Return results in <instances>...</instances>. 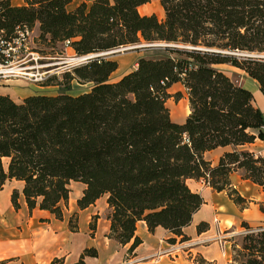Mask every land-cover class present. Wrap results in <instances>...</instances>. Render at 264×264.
<instances>
[{"label":"trees","instance_id":"1","mask_svg":"<svg viewBox=\"0 0 264 264\" xmlns=\"http://www.w3.org/2000/svg\"><path fill=\"white\" fill-rule=\"evenodd\" d=\"M71 1L0 0V65L18 60L35 28V41L49 51H34L48 60L60 57L63 48L84 56L141 41L185 47L141 56L116 80L110 75L117 60L88 58L56 81L91 83L75 95L15 100L0 92V189L8 179L21 181L29 210L38 207L62 219L70 183L83 184L76 206L84 209L106 196L107 236L122 246L131 242L128 255L141 242L138 221L149 232L158 226L167 230L169 243L188 240L184 228L203 203L188 178L202 179L246 208L249 201L232 175L264 191V151L247 148L263 137L264 113L252 92L217 65L242 70L264 95V58L249 55L264 53V0H159L161 20L139 11L149 0H83L69 8ZM53 79L58 80L45 82ZM174 83L187 93L189 112L181 123L171 120L166 105ZM172 96L177 101L182 94ZM218 147L225 150L216 163L204 157ZM18 197L13 189L14 207ZM258 208L264 213V199ZM241 227L228 239L229 264H264V225L243 220ZM208 228L206 221L196 225L198 233ZM86 256H96V250L84 248L74 264H85Z\"/></svg>","mask_w":264,"mask_h":264},{"label":"crops","instance_id":"2","mask_svg":"<svg viewBox=\"0 0 264 264\" xmlns=\"http://www.w3.org/2000/svg\"><path fill=\"white\" fill-rule=\"evenodd\" d=\"M81 1L83 0H78L71 6L72 0L68 7L73 8ZM11 2L20 5L24 0H11ZM134 57L136 58V54ZM131 60L129 59L124 66L130 65ZM133 62L135 61L133 60ZM223 65L226 64H220L217 67L222 69ZM227 66L231 67L230 73L224 70L228 75L238 73L235 70L238 68ZM119 69L120 66L118 65L115 71H119ZM115 71L110 75V78L115 74ZM244 75L246 74L244 73ZM237 82L247 87L242 81ZM174 85L182 87L185 91L180 83H174L172 86ZM247 88L252 94H255L251 88ZM185 98L187 101L186 91ZM188 112L189 107L187 111L182 113L183 117L175 118V112H172L170 118L174 122L181 123ZM224 150L225 148L218 147L206 151L204 157L212 163H216ZM234 176H238L243 182L250 181L241 179L237 173L232 175L233 184L240 194L248 199L246 193L239 188V183L236 185ZM186 182L191 190L201 195L203 203L194 213L190 224L184 228L188 240L180 243L182 249L169 251L168 248L173 244L167 241L171 235L167 230L158 226L153 232H149L145 222L138 221L135 234L141 239V242L132 254L128 255L127 248L131 242L122 246L107 236L109 220L105 214L108 212L106 196L100 197L94 204L84 209H79L76 206V199L81 194L83 184L71 182L68 203L63 208L64 215L62 219H58L49 211L38 207L29 210L21 193L22 182L8 179L0 189V264H50L55 258L61 259V264H74L86 247L94 248L96 256H86L84 258L85 264H121L127 260H136L139 264H229L231 261V243L225 235L222 249L218 241L213 239L217 230L216 227L219 225V222H215L213 219L216 220L218 219L217 216H221L223 220H226V217L229 216V214H225V211L215 214L217 205L229 208V210L236 208V205L224 191H214L209 185H204L202 179L188 178ZM250 183L260 189L263 194L261 200H263L264 191L252 182ZM13 189H17L19 192L18 207H14L11 202ZM222 193H225L227 198ZM246 209L247 207L242 210ZM74 212L76 215L70 224L69 217ZM262 214L264 215V213ZM200 221H206L209 228L198 233L196 225ZM259 224L264 225V223H257L256 225Z\"/></svg>","mask_w":264,"mask_h":264},{"label":"rangeland","instance_id":"3","mask_svg":"<svg viewBox=\"0 0 264 264\" xmlns=\"http://www.w3.org/2000/svg\"><path fill=\"white\" fill-rule=\"evenodd\" d=\"M76 2H78V0H73L71 6H73ZM139 10L143 14L154 13L160 20L164 17L163 9L159 3V0H149V2L141 6ZM36 35L37 30L35 28L28 35L24 52L18 53L19 55L17 57V61L5 66L0 65V92L9 94L15 100H20L23 97L31 94H57L66 92L75 95L87 91L90 88L91 83L81 84L76 80H72L69 85L56 83V81L62 80L60 74L64 70L81 63V61L77 59L80 56L74 55L70 48H63L60 57H54L53 60H48L44 58V56H41V53L34 51H49L44 49L42 45L35 41ZM146 44L148 43L141 41L140 43L131 44V46L134 48L122 49L115 53L107 54L109 57L117 60V62L119 61L118 65L120 66L119 71H115V74L112 75L110 80H116L122 75L120 73L131 69L139 57H156L164 53V46H142ZM151 44H159V42ZM135 54L136 58L134 57ZM254 54L260 53H253V55ZM129 59H132L130 65L124 66V64L127 63ZM133 60L135 62H133ZM221 68L227 73H230L231 71V67H228L227 65H223ZM235 70L238 73H233L230 76H232L237 81H242V83H245L247 87L252 89L253 93L255 92V94H253V103L262 111V113H264V95L258 89L256 82L244 75V73L239 69ZM53 76H55V78L57 77L58 80L53 79L49 83L45 82L48 78ZM175 91H180L182 98L176 101L175 98L171 96L166 100V105L169 108L170 114L175 112V118H181L183 117L182 113L188 109L185 91L182 89V87H178L177 85H174L168 89L170 95H173ZM262 134L263 137L257 138L253 144L249 145V149L257 153L264 151V128L262 129ZM234 180L236 185L239 183V188L246 193V197L248 198L249 202L246 210L239 209L237 206L236 208L234 207L229 210V208L217 205L215 214L222 213L223 211L226 212L225 214H229V216L226 217V220H223L221 216H217L218 219L216 220L215 218L213 219L215 222H219V225L216 227V229L227 235L226 237H228V239L230 237L233 239L236 238L243 231V228L241 227V221L243 220H246L250 225L253 226H255L257 223H264V215L259 211L258 208V202L263 196L260 189L248 181H241L238 176H234ZM244 183L245 185H243ZM204 185H206L205 182ZM222 194L226 197L225 193ZM105 214H107V212ZM180 243L181 242H176L174 244L177 245ZM127 261H129L130 264H139L136 260Z\"/></svg>","mask_w":264,"mask_h":264},{"label":"water","instance_id":"4","mask_svg":"<svg viewBox=\"0 0 264 264\" xmlns=\"http://www.w3.org/2000/svg\"><path fill=\"white\" fill-rule=\"evenodd\" d=\"M153 45H160V46H164V47H185L184 45H181V44H176V43H168V42H159V44H151V43H148L146 45H142L143 47H146V46H153ZM135 47H141V46H135ZM123 48V49H130V48H134L132 47L131 45H126V46H121V47H118L116 49H112V50H109V51H104V52H99V53H92V54H88V55H85L86 59L87 58H92V57H99V56H105L107 54H111V53H115L117 51H120V49ZM252 56H257V57H263L264 58V54L260 53V54H252Z\"/></svg>","mask_w":264,"mask_h":264},{"label":"built area","instance_id":"5","mask_svg":"<svg viewBox=\"0 0 264 264\" xmlns=\"http://www.w3.org/2000/svg\"><path fill=\"white\" fill-rule=\"evenodd\" d=\"M122 49L123 48H121L120 50H122ZM77 59L80 60L81 62H83V61L87 60L88 58L86 59V57L84 55V56L78 57ZM205 184L208 185L207 182H205ZM213 239L214 240H217L218 243H219V245H220V247L223 249V247H224V240H225V234L223 232H221L220 230H217V233L214 235ZM180 245L181 244H177V245L176 244H173V245H170V247L168 248V250L169 251H171V250H180V249H182V246H180ZM121 264H130V262L129 261H124Z\"/></svg>","mask_w":264,"mask_h":264}]
</instances>
